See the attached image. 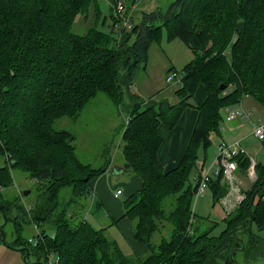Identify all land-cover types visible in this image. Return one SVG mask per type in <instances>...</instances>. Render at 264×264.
I'll list each match as a JSON object with an SVG mask.
<instances>
[{"label": "trees", "instance_id": "16d2710c", "mask_svg": "<svg viewBox=\"0 0 264 264\" xmlns=\"http://www.w3.org/2000/svg\"><path fill=\"white\" fill-rule=\"evenodd\" d=\"M96 5V0H0V38L5 43L0 61V157L5 159L10 153L15 161L6 160V165L0 166V206L8 224L15 225L11 246L24 256L27 249L30 254L35 251L36 261L43 264L51 253L59 257L58 264H237L236 251L253 249L260 242L252 226L264 230V164L257 163L256 181L244 192L242 204L227 214V228L218 237L211 234L215 224L197 221L191 212L195 188L187 182L196 170L201 150L205 168L211 134L220 135L226 107L241 104L246 96L264 107V0H176L162 19L159 14H145L143 22L133 23L129 33L123 32V43L114 46H97L90 40L92 33L105 41L115 36L114 23L108 26L107 20L102 22L107 32L98 29L100 11ZM91 9L90 35L75 34L76 18L89 16ZM114 12L113 7L111 17L116 25ZM164 29L170 41L178 39L192 51L193 59L182 70L183 85L175 91L178 103L142 102L130 87L139 70L147 67L150 46L160 42ZM220 29L225 30L224 36L218 34ZM77 46H84L83 51L89 50L96 57L90 65L79 67L87 71L84 81L89 72L91 83L68 103L70 113L59 114L67 100L55 93L56 83L61 82L67 66L74 67L70 57ZM228 50L231 59L227 58ZM38 58L43 63L36 64ZM122 75L126 79H121ZM201 84L207 89V98L198 106L190 143L180 165L166 173L158 157L162 144L159 126L173 129ZM46 91L50 104L41 102ZM99 93L118 106L127 96L134 102L122 136L123 154L143 186L123 202V218L133 224L135 240L147 247L143 257L125 255L106 230L93 227L86 216L74 222L82 210L87 213L79 201L92 198V182L112 169L109 165L93 169L83 164L72 145L73 134L54 132L48 137L50 150L60 155L25 158L20 152L29 118L40 114L47 122L66 113L79 117ZM236 160L239 169L247 171L249 157L242 155ZM15 168L25 170L34 182L28 189L34 200L26 207L18 204L25 201V191H18L14 199L4 194L14 186ZM222 177L212 178L209 184L218 202L228 192ZM67 189L69 199L61 200L68 196L63 193ZM16 211H23L40 230L37 244L21 238L22 224ZM0 219L1 227L3 216ZM165 226L172 228L170 237L155 244V235Z\"/></svg>", "mask_w": 264, "mask_h": 264}, {"label": "rangeland", "instance_id": "374dc122", "mask_svg": "<svg viewBox=\"0 0 264 264\" xmlns=\"http://www.w3.org/2000/svg\"><path fill=\"white\" fill-rule=\"evenodd\" d=\"M97 1V11L99 8L100 11V26L98 29L103 32H107L105 26H102V22L108 21V26H113L114 23V38L105 41L104 39H100L99 37L91 34V39L97 46H114L115 44L123 43L124 37L121 36L123 32L129 33L130 29H126L124 31L123 22L121 26L115 25L113 19L111 17L112 9L115 8L116 3L115 0H96ZM125 12L123 13V19L130 18L132 23L140 24L144 20L145 14H159L160 18L168 12L170 7L176 0H123ZM96 4V2L94 3ZM112 7V8H111ZM115 14V12H114ZM94 11L91 9L89 16L87 14H80L76 18L75 24L73 26V32L82 37H87L90 35L91 24L93 22ZM163 18V17H162ZM161 18V19H162ZM96 19V18H95ZM97 20V19H96ZM160 19L157 24H160ZM95 29V28H94ZM218 34L220 36L225 35V30L220 29ZM118 39V40H116ZM116 40V41H115ZM5 43L2 38H0V61L3 59V51H4ZM84 46H77L70 57V62L74 63V67L67 66L61 82H57L56 86H58L55 90L56 94H59V97H62L64 100H67V103L63 104V112L68 111V103L71 101L73 97L77 98V93L82 91L84 88H87L91 83L90 78L88 77L89 72L87 73V78L84 81V75L87 71L80 69L81 64H88L93 58H96L89 50L83 51ZM43 52V50H42ZM227 58L231 59L230 50L227 51ZM190 60L193 59L192 51L180 40H172L170 41L167 36V32L164 29L162 31V35L160 37V42L154 41L149 50V57L147 61V69H140L134 82L131 85V90L135 93H139L141 95L142 102H161L163 100V95L159 93L167 94V91L172 92L173 96L175 95V91H177L181 84L176 82H167V77L171 72H179V77L183 78L184 74L182 73L184 65ZM40 58L36 61V64L39 63ZM191 62V61H190ZM188 62V63H190ZM175 63V64H173ZM174 67V68H173ZM77 71V74H73ZM176 72V73H177ZM73 74V75H72ZM122 74V72H121ZM124 75H122L121 79H124ZM126 79V78H125ZM62 85V86H61ZM147 89V92L143 94L140 90ZM159 90V92H157ZM245 98V97H244ZM243 98V99H244ZM50 93L45 92L42 96V103H49ZM247 97L245 98V100ZM166 100V99H165ZM254 101L255 104H258L252 97L247 99ZM73 101V100H72ZM71 101V102H72ZM164 101V100H163ZM168 101V100H166ZM169 102V101H168ZM134 102L131 99V96H127L124 102L118 106L116 105L107 95L99 93L97 96L92 99V101L86 106L85 110L82 112L81 116L76 117L74 114L66 113V115H60L58 118L45 121V118L40 114L29 118L26 124V129L23 130V140L21 144L20 152L22 156L25 158H33L34 156H39L42 158H49L54 156V154L60 155L59 153L52 152L50 150V145L52 141L48 140L51 133L58 132H69L75 136V141L72 145L76 149V155L78 159L85 165L91 166L93 169H98L101 167H105L109 165L111 170L115 165L116 167L123 168L127 163H125L123 149H124V141H123V132L126 128V120L130 118L131 112L133 109ZM58 104V99L56 101ZM259 105V104H258ZM238 106V105H236ZM260 106V105H259ZM242 106L239 104L238 107L232 110H239ZM264 111L263 107H259ZM250 115L252 114L249 108L246 106L243 108ZM249 111H248V110ZM227 118V110L222 111V122L220 125L222 135L224 137L225 128H229L230 123L226 120ZM250 121V120H247ZM246 120H242L240 123L236 122V124H244L245 126L249 123ZM264 123L257 122L256 124ZM250 128V125H247ZM225 127V128H224ZM10 128V126H9ZM224 128V130H223ZM251 129L254 134L255 127L251 125ZM15 132V131H14ZM250 140L254 141L257 145L258 142L251 135L248 134ZM212 146L206 152L208 159L206 161V165L204 171H208L212 166L217 156L219 155V145L222 141H225L228 144H234L236 142H230L228 140H222L217 133L211 134ZM4 144V143H3ZM264 153V151H263ZM200 158L198 161L201 163L204 161V152L200 153ZM61 157V156H60ZM6 160L9 163H15L12 160V155L7 153L5 155V159L0 157V166L6 165ZM258 161H264L258 159ZM197 170V169H196ZM13 179L14 186L7 188L4 190V194L11 199H14L15 195L18 194L19 190L26 191L30 188H33L34 182L29 178L28 173L25 170L21 169H13ZM109 172V171H108ZM198 174V170L196 171ZM246 175V186L241 182L242 187L246 190V188H252L253 182L247 177V171H243ZM212 177H214L213 173ZM113 176H118L117 178H121V180H128L131 176H137V174L131 170L130 168L123 173H111ZM196 179H194V174L187 182V186H194ZM224 187L228 186L225 183H222ZM243 188L241 190L243 191ZM64 195L67 194L61 200L65 199L67 201L69 198L70 190H63ZM245 192V191H244ZM228 193V192H227ZM93 198V194H92ZM92 198H82L79 203L87 207V212L92 203ZM25 201H18V204L26 207V203H32L34 200V193L29 197H24ZM126 196L122 195L120 200L124 202L126 200ZM104 211V208H103ZM125 212V210L123 209ZM191 212L196 216L197 221L207 220L211 222L213 225L215 224V228L212 231L213 237H218L226 228V218H227V210L225 209L222 201L220 202L214 200L213 190L209 188L206 193L202 194L199 197H196V194L192 195V205ZM101 213V212H100ZM85 209L80 212L79 219H75L74 222H78L79 220H83L86 216ZM15 215L19 216L18 221L21 222L22 228L20 229V236L24 240L35 239L36 238V230L33 223L28 220V216L22 212H15ZM0 216H3L0 213ZM91 217L90 215H88ZM103 216V215H102ZM87 218V217H86ZM106 220V218H105ZM191 221H194L192 218ZM0 219V223H1ZM109 222V221H108ZM93 224V223H92ZM95 225V224H93ZM96 227L97 224L95 225ZM100 227V226H99ZM101 228V227H100ZM252 232L257 235L260 239L259 244L250 249L247 247L246 249L241 248L239 251H236V255L234 260L237 264H264V230L260 231L255 225L251 228ZM172 228L169 226H165L163 231L157 233L153 239L155 244H159L163 237L169 238L170 232ZM6 240L9 245L13 244L15 239V225L13 222H10L6 225ZM114 234V235H113ZM106 235L112 240H117L123 247L124 252L128 254V249L124 247V243L120 239V236L116 229L111 232H106ZM33 244V243H32ZM128 247V245H127ZM24 252L20 251L19 248L13 249L10 246L0 245V264H33L36 262L37 255L35 251L32 250L31 254L28 256L27 261L24 260L25 256ZM54 261L56 258H53Z\"/></svg>", "mask_w": 264, "mask_h": 264}, {"label": "crops", "instance_id": "0c3cea01", "mask_svg": "<svg viewBox=\"0 0 264 264\" xmlns=\"http://www.w3.org/2000/svg\"><path fill=\"white\" fill-rule=\"evenodd\" d=\"M190 61L191 60L189 59L188 62ZM188 62L184 66H186ZM146 69L147 67L144 69V71H146ZM140 90L143 94L147 92V89L144 88L143 90L140 88ZM157 92H159V90ZM165 93L166 92L159 93L164 96L163 100H168L170 104L178 103L179 99L176 95L173 96L172 92L170 91H167V94ZM136 94L141 98V95L139 93ZM246 97L247 99L251 98L250 96ZM206 98L207 89L205 85L201 84L199 85L194 98L191 100V105L183 112L178 124L173 129L167 128V126L164 124H161L159 126V134L162 138V144L158 153V157L166 173L176 169L180 165L185 151L190 143V139L198 119V106L203 104ZM245 98L242 100L240 105L243 108L246 106L250 109V111L248 109L247 110L252 113L250 115V118L248 119L250 121L246 120L247 122H244L249 123L247 125H250V128L247 125L245 126L244 124L233 125L236 122L240 123L242 121L241 119H226L231 126H229V128L227 129L224 127V137L220 128L219 136L221 138V141L228 140L230 142H236L240 144L246 150L247 157H253L257 163L264 164V161H258V159L264 160V145L255 138L251 129V125L253 126L257 122H264V111L259 108L261 105L253 97L252 98L260 106L258 104H255L254 101L247 99L245 100ZM238 106H231L230 108L235 109ZM227 108L228 107H226L225 110ZM248 134H251L256 139V141L258 142L257 145L254 141L250 140L252 138H249ZM202 151L203 150H201L200 153ZM112 167L115 168L116 166L112 165ZM196 171L197 170H194V172L192 173V176L194 174V179H196ZM117 177L118 176L111 175V172L109 171L108 173H105L104 175L96 178L92 182L93 198L91 199L92 203L86 214L87 218H85L86 221L96 229H105L106 232L111 233L113 229H116L120 236V239L124 243L123 246L128 249V254L124 252L122 245L117 240L115 241L118 243L119 247L125 255L143 257L147 254V247L135 240L133 224L129 219L123 218L125 212L123 211V202L120 200V197L122 195H125L126 198H128L129 196L140 190L143 186V181L138 175L131 176L128 180H121L120 177ZM236 177L239 182L238 185L240 186V188H243L241 182H243V185L246 186V175L243 173V170L239 169L236 172ZM247 190H249V188H246V190L243 188L242 192ZM116 194H119V196H116ZM196 197L199 196L196 195ZM88 215H90L91 217H89ZM115 221L117 222L115 223ZM92 223L95 225L97 224L98 227H96Z\"/></svg>", "mask_w": 264, "mask_h": 264}, {"label": "built area", "instance_id": "2783aa9c", "mask_svg": "<svg viewBox=\"0 0 264 264\" xmlns=\"http://www.w3.org/2000/svg\"><path fill=\"white\" fill-rule=\"evenodd\" d=\"M115 14L118 18L117 26H121L123 22L124 31L126 29H132L133 23L130 18L123 19V13L125 12L124 1L123 0H115ZM179 72H171L167 77V82H176L182 84L183 78L179 77ZM227 120L241 119L248 120L250 118V114L241 107L239 110H232V108L228 107L227 109ZM129 121L126 120V123ZM254 136L258 139L260 143L264 145V123H259L254 125ZM246 150L238 143L228 144L225 141H222L219 145V155L216 160L209 168L208 171H204V169H200L201 163L200 161L196 162V169L199 171L196 175V182L194 184L195 194L197 196H201L206 193L209 189V184L212 177H218L222 175V182L228 186V193L221 199L222 204L228 213L235 211L245 200L246 195L242 192L240 186L238 185V180L236 177V172L239 170V165L236 158L246 155ZM249 167L247 169V177L255 182L257 179L256 174V166L257 162L253 157H249ZM21 192V190H19ZM119 196V194H116ZM36 230V238L31 239L30 242L33 244H37L38 240L41 239L40 230L35 226ZM53 258H56L54 261ZM59 257L51 253L45 264H58Z\"/></svg>", "mask_w": 264, "mask_h": 264}, {"label": "water", "instance_id": "95a60500", "mask_svg": "<svg viewBox=\"0 0 264 264\" xmlns=\"http://www.w3.org/2000/svg\"><path fill=\"white\" fill-rule=\"evenodd\" d=\"M221 88H224V86H221ZM130 168V165L129 164H127V165H125L123 168H120V167H115V168H113L110 172L111 173H113V174H115V173H123V172H125L127 169H129ZM31 193V190H26L25 192H24V196L25 197H27L29 194ZM0 210H1V212H2V215H3V219H4V223L1 225V227H0V229H1V237H2V244L3 245H6V246H10L11 248H13V249H16V248H14V247H12L11 245H9L8 243H7V240H6V234H5V231H4V227L8 224V217L6 216V214L4 213V211H3V209H2V207L0 206ZM253 220V219H252ZM20 250V249H19ZM29 250L27 249L26 250V256L24 257V260L25 261H27V258H28V256H29ZM33 264H43L42 262H35V263H33Z\"/></svg>", "mask_w": 264, "mask_h": 264}, {"label": "bare ground", "instance_id": "6f19581e", "mask_svg": "<svg viewBox=\"0 0 264 264\" xmlns=\"http://www.w3.org/2000/svg\"><path fill=\"white\" fill-rule=\"evenodd\" d=\"M183 85V84H182Z\"/></svg>", "mask_w": 264, "mask_h": 264}]
</instances>
